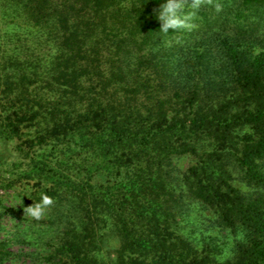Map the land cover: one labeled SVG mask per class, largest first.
<instances>
[{"label": "trees", "instance_id": "trees-1", "mask_svg": "<svg viewBox=\"0 0 264 264\" xmlns=\"http://www.w3.org/2000/svg\"><path fill=\"white\" fill-rule=\"evenodd\" d=\"M162 2L0 0V190L53 198L42 264H264V0H204L202 49ZM191 202L231 253L184 234Z\"/></svg>", "mask_w": 264, "mask_h": 264}, {"label": "rangeland", "instance_id": "rangeland-1", "mask_svg": "<svg viewBox=\"0 0 264 264\" xmlns=\"http://www.w3.org/2000/svg\"><path fill=\"white\" fill-rule=\"evenodd\" d=\"M3 11L0 9V27L3 24ZM199 28H203L196 33V36L190 41V48L202 49L200 45L201 37L204 36L205 26L201 27L200 23H196ZM184 31V30H182ZM189 32V31H184ZM178 38H172L170 42L176 41ZM192 160L188 156H180L174 159L175 175L183 173ZM0 194L3 196V206L0 207V240H4L9 249L14 253L13 258L8 260L7 264H42L41 253L44 249L46 235L42 234V230L46 228L44 219L50 212L51 206L46 209L45 215L36 220L24 212V208L31 206L24 201L18 187L1 189ZM22 201L21 204L18 202ZM186 207L185 214L181 216V225L184 234L190 238L199 247L205 245H214L222 252V256L231 253L233 245L232 234L221 232L218 228L210 227V218L212 214L198 203L191 202ZM110 246L113 248L119 244L116 238H110ZM218 254V253H217ZM44 264V263H43Z\"/></svg>", "mask_w": 264, "mask_h": 264}, {"label": "clouds", "instance_id": "clouds-1", "mask_svg": "<svg viewBox=\"0 0 264 264\" xmlns=\"http://www.w3.org/2000/svg\"><path fill=\"white\" fill-rule=\"evenodd\" d=\"M211 3V0H209ZM204 6V0H163L155 12L160 22V32L168 34L171 31L184 30L193 31L198 27L194 22L198 11ZM214 9L217 13L223 10V4L216 0ZM22 201L18 202L21 204ZM54 203L53 198L43 194L39 201L24 208L26 214L36 220H40L46 209Z\"/></svg>", "mask_w": 264, "mask_h": 264}]
</instances>
